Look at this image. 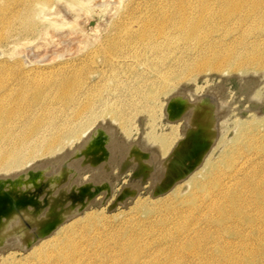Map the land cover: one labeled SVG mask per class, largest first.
Wrapping results in <instances>:
<instances>
[{
    "label": "bare ground",
    "instance_id": "1",
    "mask_svg": "<svg viewBox=\"0 0 264 264\" xmlns=\"http://www.w3.org/2000/svg\"><path fill=\"white\" fill-rule=\"evenodd\" d=\"M48 1L14 0L17 2V6L14 7L16 9L13 10L14 18L21 21L26 14L36 15L38 6L44 5ZM204 1L198 8L193 7L194 5L184 6L185 4H183L177 5L180 7L176 8L177 10L175 9L173 13L160 11L159 14H145L140 17L126 10L125 20L127 21L120 22L117 26L130 27L132 22L135 23L136 28L132 32H123V34H120V30L116 28L120 36L118 40L103 47V61L113 65L115 62L126 61L127 58L137 59L139 56H137L136 50L134 54L137 58L129 55L132 53L123 52V47L136 48L137 45L141 46L142 44L146 45L148 49L156 47L159 49L161 48L159 45H162L163 42H173L171 39L173 31H170L178 29L179 35L177 33L175 35H182L186 40L197 42L195 45L199 49L193 56L196 58L194 62H197L195 64L204 70L219 71L234 64L238 73L257 64L264 67V47H261L260 42L254 43L255 45L250 44L254 47L250 51L245 49L243 52L242 49L245 48H242L243 45H239L242 49L236 48L234 45L235 48L223 49L222 52L219 49L221 43L218 42L219 50L216 48L218 46H215L217 43L215 41L219 39H214L215 41L212 42L214 35H211L212 27H218L221 23L219 18H223L222 21L230 19L239 23L263 18L264 0H222L221 6H210V8L206 0ZM9 4V0H0V16H6L5 14L10 9ZM206 37L211 42H207L208 40L205 39L207 43L203 45L202 39ZM181 38L183 39V37ZM232 45L233 43L231 47ZM181 46L183 47V45ZM154 51L151 52L154 53ZM192 53H194V49H192ZM140 55L143 57V54ZM189 61V59L182 60L179 61L180 64H176L177 66L167 67V70L164 71L165 74L159 72L157 86L154 83L151 84L152 87L155 86L154 91L147 90L145 94L148 101L154 99L159 92L168 90V87H171V84L169 85L171 80L180 79L181 81L182 75L192 65V61ZM193 66L196 67L194 64ZM3 77L4 75L0 73V175H5L0 177L9 175L14 178L23 175V183L19 185L7 184L0 190V253L6 255L14 248L22 250L31 248L30 252L33 254L39 250L37 256L39 257V254H42L40 251L47 250L50 246L47 255L45 253L46 259L43 264H77V258H84V261H88L87 259L90 257L84 253L85 247L81 248L83 245L80 248L67 247L66 243L69 238L67 241V239L61 238H66V236L59 238L53 234L69 219H71L69 221V227H71L76 222L78 214L95 201V192L99 189L100 183L108 181L106 171L109 168V163L113 162L124 166L131 164L143 174L149 172L153 177L152 180L154 179L152 184L157 183L154 189H158L157 192L160 193L171 188L177 180L179 183V179L184 178H187L186 186H199L204 191V193L202 191L203 194L194 195L193 202H187L185 198H182L185 205L180 208L185 207V209H176L177 213L174 210L175 215L172 213L174 218L171 214L173 219L169 224L164 225L166 221H162L164 226L161 229L162 232L159 233L160 236L154 238L155 248H153L158 251L163 250L164 253L168 249L175 254L183 249L180 252L185 253L187 246L193 247L194 243L200 247L201 241H196V238H202L203 249L200 251L209 252L211 260L197 257L193 249L190 250V254H187L189 258L184 257L188 258L187 260L183 259L181 255L170 256V253L165 260H161L157 256L154 257L152 250H149V245L145 250L142 246L136 247L135 243L138 240L132 238L128 242L116 244L111 248H102L100 251H96L94 248L96 257H99L97 264H235L233 251L240 250L250 253L264 243L263 151L254 152L261 159L259 161H256L257 158L254 154H246L247 152L236 157L238 159H233V155V157L229 156V160L232 159V161L229 163L228 160L229 167L226 165L228 169L220 170L219 167V169L214 168L204 172L206 178L204 181L206 182L201 181V184L190 175L195 169L201 168L199 171L201 172L205 167L203 160L209 145L212 144L209 141L215 140L220 124L221 109L215 103L216 101L212 100L213 98H208L211 94L208 97L191 94V99H188L189 95L187 98V94L182 88H180L182 90L174 91L168 96L165 106H163L167 120L176 122L171 125V128L176 129L177 133L171 138L169 134L152 131L146 138L144 137L146 141L142 145V140L131 141L128 139L130 142L124 143L114 138L116 133L114 127L110 123L107 125L105 123L109 121L114 124V122L119 123L123 120L122 124H125L130 120L129 116L118 117L117 108L109 106V111L98 120L99 116L95 113L92 102L89 101L87 106L84 105V108L80 107V95H86L87 91L81 88L80 80L76 78H63L57 83L50 80L33 81L30 90L28 85L27 89L22 85L16 90H12ZM183 86L181 85V87ZM75 87L76 89H74ZM221 88L224 87L221 86ZM185 90H187L186 87ZM76 91L80 92L76 93ZM54 101L61 102L62 105L59 106L61 112L68 111V114L66 113V116L69 117L67 124L69 122L71 124L78 123L70 128L69 126L63 127L61 121L58 122L57 116L44 117L41 113L35 116L27 114V111L33 107L43 106L42 108L45 109ZM170 106L174 108L169 109ZM86 114H90L88 120L81 121ZM100 125H103L110 136L108 147L111 148L112 155L109 160L100 154L101 146L92 147L90 144L91 137ZM87 128H89L88 132L79 136L78 145L67 150L68 136L65 133L69 130L70 136L74 137ZM93 166L96 167V170L93 171L92 177L81 181L79 179L81 173L77 174L80 172L79 170ZM30 168L43 169L42 177L32 183L27 180ZM82 171L84 170L82 169ZM104 186L106 195L108 186L106 184ZM133 187L126 188L117 200L124 203L125 196L133 197L137 190ZM181 190L182 188L178 184L173 189L178 192L176 193L178 195ZM192 208H197L196 213L192 211ZM186 210L191 211V216L186 214ZM199 219L203 220V226L197 223ZM209 227L214 228L211 230ZM50 234L53 236L51 238L55 240L50 238L54 242H50L49 246L44 244L49 238L35 245L38 240ZM209 235L212 236L211 239H209ZM57 240L59 241L57 242ZM215 249L222 251L221 254H213Z\"/></svg>",
    "mask_w": 264,
    "mask_h": 264
},
{
    "label": "rangeland",
    "instance_id": "2",
    "mask_svg": "<svg viewBox=\"0 0 264 264\" xmlns=\"http://www.w3.org/2000/svg\"><path fill=\"white\" fill-rule=\"evenodd\" d=\"M216 1L206 0L209 8L210 6L219 7L222 5L220 3L222 0H218V3ZM9 2L10 9L5 14L6 16H0V73L4 75L3 78H5V81L12 90H16L17 87L22 85L26 89L28 85L30 90V85L33 81L50 80L57 83V81L63 78H76L80 80L79 84L81 88L87 91L86 95H80V107L84 108V105L87 106L89 101L92 102L94 111L99 116H97L98 120L109 111V106L117 108L118 117L129 116L130 120L125 124H122L123 120L119 123L114 122V124L107 120L108 123L106 122L105 124H112L116 132L113 131L115 133L114 138L124 143L130 142V140H142V145L146 141L145 138L148 136V133L151 134L152 131L160 134H169L171 138L177 133L176 129L171 128V125H174L176 122L167 120L164 109L166 99L174 91L176 92L177 89L182 88L184 93L186 92L187 98L189 95L188 99H191V94L205 95L207 97L211 94L212 96L210 95L208 98H213L212 100L216 101L215 103L221 109V118L215 140L209 141L212 144L209 145L208 152L205 154L206 156L203 160L205 166L202 170L203 172H199L201 168H197L190 174L197 182L200 181V184L201 181L206 182L204 181L206 179L203 174L204 172H208L214 168L219 169V167L220 170L228 169L226 167L232 161V159L229 160V156L233 155V159H238L236 157H239L243 152V154L247 152L246 154L250 155H255L254 152L258 151L264 152L263 66L257 64V68V65L247 67L238 73L234 64L228 68H223L224 70H219L220 72L218 70H204L195 64L197 62H194L196 58L193 56H195L199 49L195 45L197 42L186 40L184 36L180 35L183 37V40L178 36V29H171L170 31H173L171 36L172 41L176 42H163L162 45H159L161 47L159 49L156 47L149 48V50L146 48V45L143 46L142 44L141 46L137 45L136 48L123 47V52L132 53L129 54L132 56H135L134 51L136 50V54L140 58L136 56L137 59L127 58L128 60L115 62L113 65L105 63L102 59L103 47L114 40H118L120 36L116 28L120 30V34L128 31L132 32L136 28L135 23L132 22L130 23V27L117 26L120 22L127 21L125 20L126 10H129V12L138 17L145 14H159L160 11L162 13H173L176 8L180 7L177 5L185 4L184 6H189L190 4L198 8L201 5L200 3L205 2L204 0H49L44 5L38 6V14H26L25 18L21 21L14 18L15 12L13 13V10L16 9L14 7L17 6V2H14V0H9ZM219 19L221 23L218 27H212L211 35H214L212 42L215 41L214 39H219L215 41L217 42L215 46H218L219 43L222 44V48L216 47L220 51L223 52V49L231 50L235 47L241 48L240 46L242 45V48L245 47L244 49L241 48L243 52L245 49L250 51L254 49L253 45L256 42H260L261 47H264V17L240 23L231 21L230 19L224 21H222L223 18ZM132 21H134L133 18ZM206 27L209 26L206 25ZM176 33L178 35H175ZM205 39L208 40V37L202 39L203 45L211 42L210 39L205 42ZM231 42L233 43L232 47ZM234 45L235 47H233ZM192 49H194V53L191 54ZM151 51H154V53ZM140 54H143V57ZM154 57L156 58L154 59ZM186 59H189V62L192 61V65L189 68L190 71L188 69L182 75L181 81L180 79L171 80L169 83L171 87H168V90L159 92L154 99L148 101V97L145 94L147 90L154 91L155 86L152 87L151 84L154 83L156 85L159 81L157 80L158 73L165 74L166 72L164 73V71L167 70V67L177 66L178 63H181L179 61ZM194 68H197V70ZM187 72L188 75H186ZM171 76L172 73L170 74ZM181 85H184V88ZM221 86L224 88H221ZM185 87L188 91L185 90ZM77 92L79 93L80 91ZM61 105V102L54 101L45 109L42 108L43 106L33 107L27 111V114L35 116L41 113L44 117H48L49 115L57 116L58 122L61 121L63 127H73L78 122L73 124L69 122L67 124L69 117L66 116V113L68 114V111L64 110V112H61L59 110V106ZM172 107L168 108L172 109ZM225 111L227 112L225 113ZM89 116L90 114H86L81 121H87ZM89 128L80 131L79 135L74 137L70 136L71 133L68 130L65 133L68 136L66 149L69 150L76 147L80 140L79 136L88 132ZM108 134L103 125H100L90 139L92 147L101 146L99 148V151H102L100 154L106 160H109L112 155V150L108 147V141H110ZM255 158H257L256 161L261 160L258 156ZM210 163L211 165H209ZM93 167L82 168L84 171L80 169V172L77 173L78 175L81 173L79 179L84 181L92 177L93 171L96 170V167ZM109 168V171H106V179L108 181L100 183L99 189L95 192L94 199L96 202L93 201L90 206L83 209L78 214L79 216H76V222L71 227H69V221H71L69 219L64 226H61L53 234V236H59V238L60 236H66V238H61L67 239V241L69 238V241L66 243L67 247L80 248L82 245V249L85 247L83 251L90 258L87 259L88 261H84V258H77V264H97L99 263V259H97L99 257H96L94 248H96V251H100L102 248H111L116 244L128 242L132 238L138 240V244L135 243L136 247L142 246L145 250L149 245V250H152L153 255H155L154 257L157 256L161 260H165L169 256V253L170 256L175 255V257L181 255L183 259L187 260L189 258L187 254H190V250L192 249L195 250L193 252L196 253L197 257L210 259L209 252L200 251V249H203L202 238H196V241H201L200 247L194 243L193 247L191 245L187 246L185 253L180 252L183 249L176 254L168 251V249L164 253L165 251L163 250H155V245L153 244L155 243L153 241L154 238H157L156 236L162 232L163 226L169 224L174 218L175 213H177L176 209H185V207L180 208L185 205L181 199L185 198L187 202H193L194 195L199 196L204 193L199 186H186L187 178H184L179 179V183L177 180L171 188L160 193L157 192L158 189H154L157 183L152 184L154 179L152 180L153 177L149 172L143 174L131 164L124 166L115 162L109 163ZM42 170V168H30L27 173V180L30 183L37 181L42 177ZM22 177L23 175L14 178L9 175L0 177V190L7 184L19 185L23 183ZM105 184L108 186L106 195L104 193ZM177 184L182 188L179 195L176 194L178 192L173 191ZM133 186L137 188L133 197L125 196L124 203L117 200L118 196L126 188H132ZM102 199L103 201L101 202ZM195 210L197 208H192V211L195 212ZM171 214L173 218L170 216ZM186 214L191 216V211L186 210ZM163 220L166 221L164 225H162ZM200 221L201 219L197 223L203 226V220ZM209 228L212 230L214 227ZM53 236L50 234L38 240L35 245L49 238L44 243L48 245L50 242H54L52 241L55 240L52 239ZM208 237L209 239L212 238L211 235ZM49 247L47 248L46 246V252L45 250L40 251L42 254L39 252V257H37L39 250L33 254V252H30L31 248L27 250L20 248H16V250L14 248L15 250H10L12 252H8L6 255H4L5 253H0V264H39L40 261L43 264L45 263L43 262L46 259L45 256L50 250ZM221 252L215 249L212 253L219 255ZM233 252V257L236 260L235 264H264V243L250 253L240 250Z\"/></svg>",
    "mask_w": 264,
    "mask_h": 264
},
{
    "label": "water",
    "instance_id": "3",
    "mask_svg": "<svg viewBox=\"0 0 264 264\" xmlns=\"http://www.w3.org/2000/svg\"><path fill=\"white\" fill-rule=\"evenodd\" d=\"M1 186V185H0ZM28 247V246H27Z\"/></svg>",
    "mask_w": 264,
    "mask_h": 264
}]
</instances>
